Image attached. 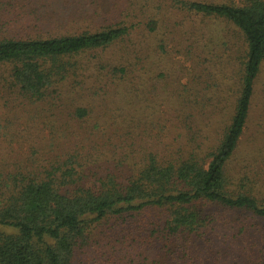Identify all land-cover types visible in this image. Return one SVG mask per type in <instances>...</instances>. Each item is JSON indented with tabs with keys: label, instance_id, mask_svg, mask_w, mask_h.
<instances>
[{
	"label": "trees",
	"instance_id": "trees-1",
	"mask_svg": "<svg viewBox=\"0 0 264 264\" xmlns=\"http://www.w3.org/2000/svg\"><path fill=\"white\" fill-rule=\"evenodd\" d=\"M5 1L0 95L27 109L0 96V138L21 143L12 160L13 145L0 151V264H264L250 244L264 236V181L237 154L264 69V0ZM204 17L244 44L218 126L203 114L227 89L224 50L196 60L205 98H183L194 90L182 84L167 98L168 22L187 36ZM191 103L205 128L184 113Z\"/></svg>",
	"mask_w": 264,
	"mask_h": 264
},
{
	"label": "rangeland",
	"instance_id": "rangeland-1",
	"mask_svg": "<svg viewBox=\"0 0 264 264\" xmlns=\"http://www.w3.org/2000/svg\"><path fill=\"white\" fill-rule=\"evenodd\" d=\"M5 2H9V4H14L18 5L19 1L17 0H6ZM22 6L25 5L26 7V2L27 0H21ZM72 3V2H71ZM144 1L141 0L140 4H143ZM53 4V3H51ZM34 5V4H33ZM32 5V6H33ZM39 5V4H38ZM40 5H42V1H40ZM147 11L158 14V9L157 7L151 8V6L148 4ZM17 7H15L16 9ZM24 8V9H25ZM23 9V7H21ZM27 12L21 11L20 14H18V18L26 17L28 14ZM11 15V13L9 14ZM32 16V15H30ZM146 14L142 16L145 17ZM11 18H13V15H11ZM170 20V19H169ZM195 31L194 32H189L187 36L184 35L183 31L180 30H175L172 28V24L168 22L167 25V51H168V56H167V62L170 65L171 61L174 59L177 61V63L174 66V70L171 72L168 71L167 75V98L171 97L173 95V91L175 90L174 88L178 87L180 84L184 86L187 90H194L193 93H187L183 94L182 97H201L203 95V98H205L204 92L202 90L203 85L198 84L197 80L193 79V75H196V77H199L202 71L203 65H197L196 60L198 63L200 62V59H198V56H203L206 55L208 56L209 54H215L216 51H222L226 53L227 57L229 55L231 56V59L228 60V62H231V69L228 71L230 72L229 80L221 85V90H224V87L226 86V91L223 94V99L219 102V105H217V110L213 111L211 107L204 108V114L203 117L205 116H211L210 121L212 122L213 126H218L219 125V120L223 119L224 116L228 117L226 113L229 111V105H230V98H232L234 92L237 91V76L236 73L238 70H236V64H234L235 58L234 56H241V52H243L244 49V44L242 40L241 34L236 30V28L228 21L222 20L220 18H201L200 20H195ZM22 28H13V33L18 32L22 36L24 33L21 32ZM26 30L25 32L33 33L34 30L25 27ZM180 29V27L178 28ZM163 30H161L162 32ZM177 32V33H175ZM156 37V36H155ZM149 38V44L150 46H155L154 43V38ZM153 48V47H152ZM151 48V49H152ZM243 48V49H242ZM188 51L190 53H188ZM187 53L194 58H196L194 61L191 60ZM203 58V57H202ZM137 67H140L137 65ZM232 69L235 70V72L232 71ZM5 90V89H4ZM189 90V91H190ZM7 94H5L2 91V94L9 95L10 97L14 96L12 94L13 92L5 90ZM197 91H200L201 93H196ZM90 92V91H89ZM92 92V91H91ZM232 92V95H231ZM86 94H91L86 91ZM189 94V95H188ZM2 96V95H0ZM208 96V95H207ZM231 96V97H230ZM230 97V98H229ZM89 98H94V96H90ZM113 98V96L109 97ZM212 98V97H211ZM253 106L251 110V114L248 120V126L247 129L245 130V133L240 139V144L238 148V155L239 158H247L248 161L257 163L258 169L261 172V178L264 181V69L258 76V78L255 80L254 84V94H253ZM8 100L13 105H19L21 104L20 99L12 100L14 98H6L2 96V100ZM0 99V120L1 118L4 117V110H2L1 105L2 101ZM193 104V103H191ZM21 105L25 106V109H27V103H22ZM188 105V104H187ZM22 108V107H20ZM189 109L185 108V112L191 113L193 117H196L198 120H196V123L198 125H201L202 128H205L206 125L202 123V113L203 111L201 110V105L197 106V104H193L189 107ZM182 111V112H183ZM215 112V113H214ZM223 112L225 114L223 115ZM186 113V114H187ZM185 114V115H186ZM25 115H23L20 119L19 122H25L26 120ZM172 116L167 112V135L168 138H172L173 135L175 136V131L176 128H174V120L171 119ZM18 122V123H19ZM14 132L15 134L17 133H22L23 125H14ZM37 128H32L30 129L31 131L36 130ZM2 144L0 147V151L4 153V156L9 158L7 155L11 153L12 147H13V152L12 153H17L16 155H11L10 158L11 160L20 155V151L17 152L16 150L18 149L19 145L21 143H7L2 141L0 138ZM172 140V139H171ZM169 139V143L171 142ZM13 145V146H12ZM24 150V149H23ZM9 152V153H8ZM238 158V157H237ZM241 159H239L240 161ZM235 163V160H233ZM238 162V161H237ZM243 163V162H241ZM254 243L257 245V247H263L264 246V236L261 238L257 239V242L251 241L250 244Z\"/></svg>",
	"mask_w": 264,
	"mask_h": 264
}]
</instances>
